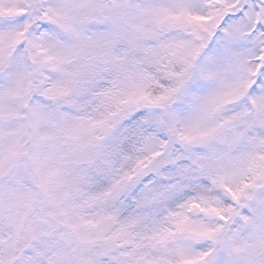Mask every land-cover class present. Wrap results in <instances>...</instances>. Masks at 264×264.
<instances>
[{"label":"snow or ice","instance_id":"snow-or-ice-1","mask_svg":"<svg viewBox=\"0 0 264 264\" xmlns=\"http://www.w3.org/2000/svg\"><path fill=\"white\" fill-rule=\"evenodd\" d=\"M0 264H264V0H0Z\"/></svg>","mask_w":264,"mask_h":264}]
</instances>
